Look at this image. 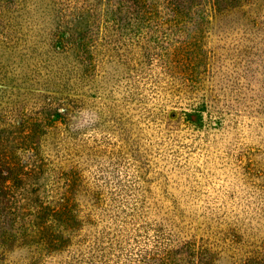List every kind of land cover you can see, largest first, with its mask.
Returning a JSON list of instances; mask_svg holds the SVG:
<instances>
[{
  "label": "rangeland",
  "instance_id": "1",
  "mask_svg": "<svg viewBox=\"0 0 264 264\" xmlns=\"http://www.w3.org/2000/svg\"><path fill=\"white\" fill-rule=\"evenodd\" d=\"M146 4L0 0V264H264V0Z\"/></svg>",
  "mask_w": 264,
  "mask_h": 264
},
{
  "label": "trees",
  "instance_id": "2",
  "mask_svg": "<svg viewBox=\"0 0 264 264\" xmlns=\"http://www.w3.org/2000/svg\"><path fill=\"white\" fill-rule=\"evenodd\" d=\"M134 5L137 6L138 8H141L143 11H145V16L151 15L152 10L155 9V5L154 4H146V0H134ZM171 10H172V8H171ZM80 18H81V16L78 17L77 19H80ZM63 40H65L66 44H69L71 42L70 39L67 37H64ZM63 40H61V38L60 39L57 38L55 45L61 44L63 42ZM77 43L78 44L80 43V39L77 41ZM59 48H60V46H59ZM68 112H69V110L67 108L63 109V117H64V115H65V117L67 115H69ZM68 123H70L69 120H68ZM8 177L9 176L7 174L3 175L2 180H6V179H8ZM183 245L187 251L191 250V245L189 243L183 244ZM173 253H174V251H167V252H165L164 256L156 258L155 260L157 261L158 264H168L169 258L171 257V254H173Z\"/></svg>",
  "mask_w": 264,
  "mask_h": 264
}]
</instances>
